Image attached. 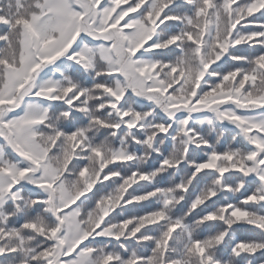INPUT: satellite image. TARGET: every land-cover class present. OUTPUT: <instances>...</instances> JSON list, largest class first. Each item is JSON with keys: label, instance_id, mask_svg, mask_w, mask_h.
<instances>
[{"label": "snow or ice", "instance_id": "snow-or-ice-1", "mask_svg": "<svg viewBox=\"0 0 264 264\" xmlns=\"http://www.w3.org/2000/svg\"><path fill=\"white\" fill-rule=\"evenodd\" d=\"M0 264H264V0H0Z\"/></svg>", "mask_w": 264, "mask_h": 264}]
</instances>
